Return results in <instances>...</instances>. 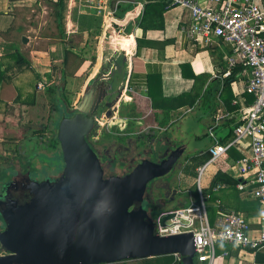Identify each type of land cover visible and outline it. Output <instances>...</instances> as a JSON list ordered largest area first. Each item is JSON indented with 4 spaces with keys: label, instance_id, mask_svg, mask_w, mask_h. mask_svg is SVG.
Wrapping results in <instances>:
<instances>
[{
    "label": "crops",
    "instance_id": "crops-1",
    "mask_svg": "<svg viewBox=\"0 0 264 264\" xmlns=\"http://www.w3.org/2000/svg\"><path fill=\"white\" fill-rule=\"evenodd\" d=\"M108 1L65 0L62 25L66 36L61 38L53 3L49 0H0V64L7 69V79L0 84V143L5 137L3 127L7 131L20 132L19 125L18 129L15 126V115L20 116L21 107L39 103L40 94L44 93L38 91V84L47 83L48 91V86L55 84L53 79L57 70L63 87L57 86L73 105L90 88L94 92L101 85H113L117 112L115 117L104 119L103 125L114 124L112 131L116 134L131 132L136 135L150 128L157 130L155 132L162 137L173 134L200 141L209 139L208 130L215 124L216 117H223L215 133L220 140L229 139L231 126L234 127L235 123L232 121L239 120V101L243 97L247 78L242 72L239 80L232 85L234 98L228 103L227 78L223 75L224 69H227L226 59L232 53L231 46L218 42L213 47H202L189 39L183 29L190 26V13L183 7L175 6L163 14L155 9L146 15L147 6L157 3L156 0H117L114 12L108 11ZM130 4L133 6L120 15V22H124L120 26L114 21V16L121 5L126 8ZM48 8L53 11L51 17H54L55 28L49 31L51 25L45 23L47 27L41 29L42 34H36L37 30L33 27L37 24L31 21L30 12L43 14ZM99 9H104V13ZM25 11L29 17L19 18V13ZM99 11L104 15H100ZM11 29H14L13 32L7 36ZM45 29L48 33L44 32ZM32 30L35 34L29 35ZM23 37L28 38V43L22 42ZM139 41H142L140 47ZM119 43L123 51L119 59L120 71L118 64H110L108 59L110 55H115ZM16 51L27 64L14 57ZM114 72L115 75L112 74ZM243 100L245 106H249L245 96ZM190 114L195 115V124L186 122ZM167 117L169 123L160 126L159 123ZM113 120L115 123H112ZM7 125H11L10 128ZM195 143L202 146H193L197 161L208 154L202 153L206 142ZM231 159L234 160L228 154L225 159L209 166L207 171L211 168L212 172L206 176L203 185L207 194L220 171L238 179ZM202 166L196 162V166L190 168V174L181 176L179 189L184 193L177 196V203L187 206L199 201L193 190L196 187L198 192L197 168ZM239 180L244 185L243 190H239V184L236 188L226 184V190L209 194L206 203H211L213 215L218 216V211L223 209L241 213L255 222L260 204L251 196L253 186L250 180ZM210 223L213 222L210 220ZM216 255L214 264H264V247L258 252H250L248 248L218 244Z\"/></svg>",
    "mask_w": 264,
    "mask_h": 264
},
{
    "label": "water",
    "instance_id": "water-1",
    "mask_svg": "<svg viewBox=\"0 0 264 264\" xmlns=\"http://www.w3.org/2000/svg\"><path fill=\"white\" fill-rule=\"evenodd\" d=\"M116 1H108V11H115ZM28 41L23 37V43ZM117 47L108 59L120 71L123 51L120 43ZM112 86L96 89V113L117 102ZM79 109L59 124L61 173L43 179L16 175L0 187V250L5 252L0 264H120L172 255L179 264H198L194 235L160 236L153 210L146 208L148 184L167 176L170 167L144 160L126 175L106 174L87 141L99 126ZM114 111L116 107L107 117ZM173 217L162 218L161 224Z\"/></svg>",
    "mask_w": 264,
    "mask_h": 264
},
{
    "label": "built area",
    "instance_id": "built-area-1",
    "mask_svg": "<svg viewBox=\"0 0 264 264\" xmlns=\"http://www.w3.org/2000/svg\"><path fill=\"white\" fill-rule=\"evenodd\" d=\"M190 13V26L184 28L189 39L202 47H213L223 43L231 46L232 53L226 59L228 78L238 66L244 68V90L255 98L253 104L245 106L240 99L239 120L233 135L221 142L215 130L223 117H216L215 124L208 130L213 145L209 148L210 161L197 168L199 201L189 206L160 211L156 219V230L160 236H175L192 233L198 254V264H214L217 258L216 245L223 243L236 248L261 249L264 247V0H170ZM144 9V5L141 4ZM103 11L104 9H99ZM99 11V14L103 13ZM104 15V14H103ZM44 88L39 83L37 89ZM100 123L104 130L107 125ZM242 154L238 161L232 160L238 179H249L251 196L260 204L258 217L249 220L241 213L218 211L217 222L212 226L206 202L210 198L203 190L202 178L210 165L225 159L231 151ZM230 157V156H229ZM228 186L218 182L214 192L226 190ZM239 190L244 185H238ZM174 217L161 224V219ZM179 261V257H178Z\"/></svg>",
    "mask_w": 264,
    "mask_h": 264
},
{
    "label": "flooded vegetation",
    "instance_id": "flooded-vegetation-1",
    "mask_svg": "<svg viewBox=\"0 0 264 264\" xmlns=\"http://www.w3.org/2000/svg\"><path fill=\"white\" fill-rule=\"evenodd\" d=\"M93 90V88H90L88 92L84 93L77 103L78 105L74 104L72 105V108L69 107L70 101L67 100L69 102V104L66 105L67 112L63 111L61 120L65 115L75 116L78 113L80 104L83 105L88 101L87 106L83 111L90 113L96 121L95 124L99 127L91 130L87 141L102 163L105 173L111 175H126L144 160H149L159 165L166 163L165 167H170L168 175L155 179L148 184V193L145 204L148 208L153 207V209H160L161 207L166 206H172V209L177 208L176 206L178 203L176 200L177 196L180 194L179 185L181 183V176L183 175V168L196 166V156L193 151L195 139L192 137L180 138L173 134L162 137L161 135H158L155 130L150 128L143 133L136 135H133L131 132L116 134V132L112 131L114 126L109 128L111 129L110 132L103 131L100 127V123L103 122L104 119L115 117L117 111H114L111 117H107V113L112 112L115 106L113 103H110L102 109L101 113H96L95 109L99 97L95 92L96 90L94 92ZM54 114H58L56 109ZM60 121L56 128H54L55 123L52 122V120L50 121L49 130L52 131L53 138L50 140L49 145L56 142V147L54 148L55 153L61 156L63 160L60 143L58 141V128ZM113 122L115 123V120H113ZM106 127L107 128L104 130L108 129L109 124H107ZM208 152V146L204 147L202 153L208 154ZM60 167H62V169L59 172H56V170H58L57 167L53 172L61 173L65 167L64 162ZM8 179L9 180L7 181L4 180L0 182V187L3 188L13 180L11 177ZM2 188H0V193ZM2 225L4 226V223H2Z\"/></svg>",
    "mask_w": 264,
    "mask_h": 264
},
{
    "label": "rangeland",
    "instance_id": "rangeland-1",
    "mask_svg": "<svg viewBox=\"0 0 264 264\" xmlns=\"http://www.w3.org/2000/svg\"><path fill=\"white\" fill-rule=\"evenodd\" d=\"M41 4L45 6L44 2ZM45 11L46 13L43 14L42 13L38 14V12L34 14L33 12H30L31 21L37 24L36 27H33L34 30H37L36 34H42L43 27H47V25H51V27L48 28L49 31H52V29L55 28L54 27L55 25H53L54 17L53 16L51 17V13H53V11L49 8ZM23 16L29 17L28 12L25 11L19 13V18L22 19ZM36 16H38V18H36ZM41 24L46 26H41ZM34 30H32V32L29 35L31 34L34 35L35 34L33 32ZM44 32H46V29L44 30ZM57 72L58 70L55 71L56 74H54V76L56 78L53 79L55 84H53L52 86L49 85L48 91L46 90L47 83L44 84L43 89L41 90L38 89V91H42L44 93V94H40V99L38 101L39 103L36 106L27 105L21 107L22 109L20 111V116L19 114L15 115L17 116L15 117V126L17 129L20 127L19 130L20 132L17 133V132H11L10 130L7 131V128L3 127L5 129L4 132L5 137L3 142L0 143V182H2V180L3 181L5 180L4 174H6L5 181L9 180L7 178L10 177L11 178L15 177L16 179H18L19 175H27L28 173L29 174L31 173V175L35 178L43 179L51 174L57 175L58 173L56 172H59L62 169V167H60L61 164L63 163L62 157L59 156L57 153H55V149H54L56 147V142H54V144L52 145H49L50 140L53 138L52 131L49 130L50 121L52 120V122L55 123L54 128H56L58 126V122L61 120V117L63 116V111L67 112L66 104H69V102L67 101L69 99H66L64 93L58 88L59 86L63 87V82L60 81ZM50 98L52 100L51 101L52 103L50 102ZM87 102H85L83 105L80 104L79 110H83L87 106ZM72 105L73 104L70 101L69 107L72 108ZM55 109L56 112L58 113L57 115L54 114ZM18 112L19 111H17V113ZM6 118H8V116H6ZM9 118L11 119V117ZM194 118L195 115L190 114L188 115L186 122L187 123L191 122L192 124H195L193 123ZM12 123L13 122H11V124ZM18 125L19 127H17ZM10 126L11 125H7V127L9 128ZM112 126L113 125L111 124L107 130H103V131L110 132L111 129L109 128H111ZM219 134L221 136V132ZM12 136H15L17 138L12 139L11 138ZM195 142H199V143L201 142L202 144L206 142L204 147L208 146V148H210L211 146L210 144L212 141L210 142L209 139L205 138ZM195 146L202 148V146L198 144H196ZM56 167L58 168V170H56V172H53L54 169H56ZM214 168L215 167H213V170ZM211 172L212 171L210 168L203 176L202 178L203 185H205V181L207 178L206 176L209 175ZM182 173L184 175L190 174L191 173L190 167H184ZM179 192L180 194L184 193L182 192V190H179ZM193 193L196 199H198L196 187L194 188ZM210 204H211L210 202L206 203L208 209V215H209V219L213 222L211 223V225L215 226L214 222L217 219V216L213 215V210ZM146 208L148 210L153 209V207L148 208L147 206ZM159 214H160V209L158 208L153 209L152 215L154 219H157ZM3 229H4L3 226L0 225V232H2ZM0 255H5V252L0 250ZM126 264H146V263L136 261V262H128Z\"/></svg>",
    "mask_w": 264,
    "mask_h": 264
},
{
    "label": "trees",
    "instance_id": "trees-1",
    "mask_svg": "<svg viewBox=\"0 0 264 264\" xmlns=\"http://www.w3.org/2000/svg\"><path fill=\"white\" fill-rule=\"evenodd\" d=\"M51 3H53V7H54V14L56 16V23H57V30L59 33V37H65V29L64 26L62 25V20H63V14L66 10V5H65V0H49ZM151 1V0H148ZM157 3H150L147 7V13L151 12L152 10L158 9L160 11L161 14H163L165 11H167L170 8H174L176 5L172 3V1L170 0H156ZM129 4V3H128ZM125 5H121L119 7V11L116 13V15L114 16V21L117 22L120 26L123 25L124 22H120L121 20V13L123 12V10L131 8L133 5H128L126 8L124 7ZM146 9V7H145ZM144 25V24H143ZM14 29H11L8 33L7 36H9ZM5 37V36H4ZM142 45V41H139V47ZM9 49H7L8 51ZM15 58H19L21 59V62H23L24 64L26 63V60L22 58V56L19 55L18 51H16L15 53ZM244 68L240 65L237 67V69L232 73V75L230 77H228L227 79H225V85L227 87V94H228V103L231 102L234 98V94L232 92V85L237 82L239 80V78L241 77V73L243 72ZM226 72V68L224 69V73ZM240 76V77H239ZM7 79V69H3V65L0 64V84H2L3 82H5ZM245 96L246 98V104L247 105H251L254 103L255 98L252 95H249L247 92H244L243 97ZM35 103L33 102L32 105H34ZM169 118L167 117V119L165 121L160 122V126H165L169 123ZM234 124V127L231 126V132L229 133V138L233 135L234 129L235 127H237L238 125H241L243 123V121L238 120L232 121ZM228 138V137H226ZM228 141V139H221V142H226ZM230 157L234 158L235 161H238L242 158L241 154L237 153L236 151L232 150L231 153L229 154ZM210 156L209 155H205L202 156V159L197 160V164L198 165H204L207 162L210 161ZM7 171V170H5ZM4 171V172H5ZM4 179L6 180V174H4ZM8 179V178H7ZM3 181V180H2ZM218 182H222L225 184H228L231 188H236V186L240 183L241 181L239 179H233L231 177H229L227 174H225L223 171H220L217 173V175L215 176V179L212 182V186L211 189L208 190L209 194H213L215 193L213 191L214 186L218 183ZM204 190V189H203ZM207 194V191H204ZM197 197H198V192H197ZM199 199V197H198ZM190 204H188L187 206H189ZM185 206V207H187ZM3 220L0 216V225H2ZM3 226V225H2ZM4 228V226H3ZM2 229V228H1ZM218 244H223V243H218ZM217 244V245H218ZM225 245V244H224ZM228 246H232V245H228ZM234 247V246H233ZM248 250H250V252H258L259 249H252V248H248ZM136 262V261H135ZM139 262H145L146 264H179L178 261V257L176 256H165V257H157V258H151V259H145V260H140ZM128 263V262H126ZM126 263H120V264H126Z\"/></svg>",
    "mask_w": 264,
    "mask_h": 264
},
{
    "label": "bare ground",
    "instance_id": "bare-ground-1",
    "mask_svg": "<svg viewBox=\"0 0 264 264\" xmlns=\"http://www.w3.org/2000/svg\"><path fill=\"white\" fill-rule=\"evenodd\" d=\"M213 226V225H212Z\"/></svg>",
    "mask_w": 264,
    "mask_h": 264
}]
</instances>
